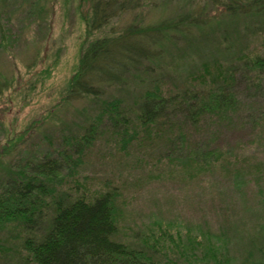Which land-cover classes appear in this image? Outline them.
I'll list each match as a JSON object with an SVG mask.
<instances>
[{"label": "trees", "instance_id": "16d2710c", "mask_svg": "<svg viewBox=\"0 0 264 264\" xmlns=\"http://www.w3.org/2000/svg\"><path fill=\"white\" fill-rule=\"evenodd\" d=\"M87 4L86 35H99L81 51L76 71L48 113L85 100L94 110L93 121L100 123L70 131L51 154L1 169V263L229 264L227 251L223 254L206 232L176 228L171 234L172 226L155 223L148 233L121 240L114 192L85 187L74 166L97 139L100 124L126 137L157 128L169 135L179 130L182 136L203 118L224 119L241 98L264 104V51L250 47L252 39L264 36V0H199L146 25L134 14L145 5L142 0ZM127 14H134L133 21L121 25ZM5 37L0 27L3 52ZM191 53L199 54L195 76L163 91L174 72L167 61ZM172 115L180 122L169 121ZM14 144L8 139L0 155ZM188 157L200 170L209 167L214 154L200 147Z\"/></svg>", "mask_w": 264, "mask_h": 264}, {"label": "rangeland", "instance_id": "374dc122", "mask_svg": "<svg viewBox=\"0 0 264 264\" xmlns=\"http://www.w3.org/2000/svg\"><path fill=\"white\" fill-rule=\"evenodd\" d=\"M142 1L145 5L134 14L146 25L199 0ZM87 14V0H0V27L8 42L0 51V83L8 86H0V148L15 140V147L0 155V172L20 160L51 154L70 131L99 122L85 100L48 113L76 71L81 51L99 35L88 39ZM134 14L121 17L120 24L132 22ZM250 47L264 51V36L252 39ZM198 57H171L167 63L174 72L163 91L194 77ZM231 112L224 119L203 118L182 136L179 130L169 135L157 128L126 137L100 124L74 176L85 187L114 192L121 240L132 241L156 223L172 226L171 234L176 228L206 232L223 254L227 251L229 264H264V104L241 98ZM168 120L180 122L178 115ZM200 147L214 157L199 170L188 155Z\"/></svg>", "mask_w": 264, "mask_h": 264}]
</instances>
